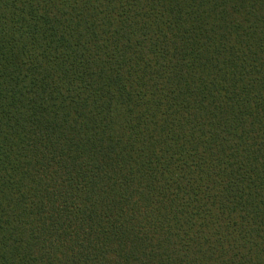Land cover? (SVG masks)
Masks as SVG:
<instances>
[{
  "label": "trees",
  "instance_id": "16d2710c",
  "mask_svg": "<svg viewBox=\"0 0 264 264\" xmlns=\"http://www.w3.org/2000/svg\"><path fill=\"white\" fill-rule=\"evenodd\" d=\"M0 264H264V0H0Z\"/></svg>",
  "mask_w": 264,
  "mask_h": 264
}]
</instances>
